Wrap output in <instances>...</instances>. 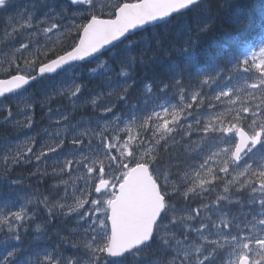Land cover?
Instances as JSON below:
<instances>
[{
  "label": "snow or ice",
  "instance_id": "1",
  "mask_svg": "<svg viewBox=\"0 0 264 264\" xmlns=\"http://www.w3.org/2000/svg\"><path fill=\"white\" fill-rule=\"evenodd\" d=\"M259 9L254 21L242 0H0V119L31 128L48 105L54 125L38 153L35 137L0 143V175L55 154L57 178L42 196L0 181V264H264ZM178 18L187 38L165 49L150 29ZM217 24L261 38L229 35L202 63L199 37ZM58 98L80 118L53 115Z\"/></svg>",
  "mask_w": 264,
  "mask_h": 264
},
{
  "label": "trees",
  "instance_id": "2",
  "mask_svg": "<svg viewBox=\"0 0 264 264\" xmlns=\"http://www.w3.org/2000/svg\"><path fill=\"white\" fill-rule=\"evenodd\" d=\"M242 2L245 6V9L249 12L251 18L254 21L258 20L260 18L259 4H260L261 0H242ZM150 31H151V34L153 36L158 37L161 41L164 42V48L165 49H169L170 45L174 46V47H179L180 44L183 43L184 38L185 39L187 38V37L180 35V33L182 31L181 18H178L177 20H173L170 24H164L161 27L152 28V29H150ZM145 35L147 38V34H145ZM229 35L230 36H241L242 38L256 39V40H259L261 38V33H260L259 29L255 28V27H250L248 25H245L238 32L236 29L231 28L227 24H224V25L217 24L211 31H209L205 34H202L199 37V43L197 46V53L200 56L201 62L202 63L206 62L210 56H217L220 53L221 47L225 43V41ZM176 58H177L176 53L171 52L170 54H166V55L161 56L158 64L162 66L165 63H167L170 59H176ZM90 87H94V86L91 85ZM53 103L58 104L61 109H64L66 111L68 110L69 113H72L71 107H69V104L67 103L66 100L62 101L60 99H57ZM38 109H39L38 106L34 109L36 120L41 118V113H42V112H39ZM14 169H17V168H14ZM28 169L30 170L29 167H28ZM19 170L23 171V169H19ZM29 170H28V172H29ZM23 173H24V171L21 172L20 174H23ZM2 176L3 175H0V177H2ZM30 179H34V175ZM37 181H39V180H37ZM40 181H41V179H40ZM35 187H36V190H35ZM33 188H34L37 196H42L44 194V192L45 193L48 192L47 190L44 191L43 187L42 188L38 187V185H35ZM43 218H44V213L40 217V219L42 220ZM30 234L32 235L31 232H29L27 235H30ZM27 235L25 236V243L26 244L28 243V241L32 237V236H28L30 238H27Z\"/></svg>",
  "mask_w": 264,
  "mask_h": 264
},
{
  "label": "rangeland",
  "instance_id": "3",
  "mask_svg": "<svg viewBox=\"0 0 264 264\" xmlns=\"http://www.w3.org/2000/svg\"><path fill=\"white\" fill-rule=\"evenodd\" d=\"M17 2L23 3V0H18ZM5 25H6V19L0 18V36L3 35V28L5 27ZM19 42H20V37H17V39L15 41L17 46H18ZM0 60H3L2 55H0ZM0 76L6 77V74L2 70H0ZM57 79L59 80V78H57ZM14 103L15 102L13 101V104ZM45 106H47L45 109H43L42 111L39 110V112H42L41 118L39 120L35 121V117L33 116V126L31 128H15L12 125H6L5 126L3 123V120H0V143L11 142V143L15 144V143L24 141L26 137H35L36 141H37L35 152L38 153L41 150V147L44 145L45 141L47 140V137L45 135L44 130L45 129H51L54 127L53 122L49 120L48 105H45ZM51 106L54 109L53 115H55V108L59 105L57 104V106L56 105L55 106L51 105ZM69 107H71V106L69 105ZM44 110H45V112H43ZM60 110L68 112L66 110H62L61 108H60ZM15 111H16V109L14 108V112ZM34 115H35V112H34ZM73 115H75V114H73ZM76 118L79 119L80 116H76ZM21 119H22V117H21ZM54 156H55V154H49L48 158L46 160H42L39 164L35 161V159H33L32 163H21L19 165H16L14 168H17V169L13 168V170L10 173V176L9 177L2 176V178H0V181H4V180H8V179H20V180H22L23 183L17 187V191H19L21 193V195L35 194L37 196V194L35 192L36 187H35V190L33 188L35 185H38V187H41V188L43 187L44 191L47 190L48 192H52V191H54V189L52 188V185L54 183H56V179H57V178H54L51 174L52 168L54 166V160H53ZM28 167L30 168V170L28 169ZM37 168H39V173H37ZM19 169H23L24 173L20 174L23 171L19 170ZM28 170H29V172H28ZM33 173H37V174L34 175V179H30L31 177H33ZM39 178L41 179V181ZM37 180H39V181H37ZM0 186H2V185H0ZM44 194H45V192H44ZM42 215H43V212L42 211L39 212V217H41ZM71 226L72 225L70 224L69 227H71ZM28 236H32V235L31 234L27 235V238H30Z\"/></svg>",
  "mask_w": 264,
  "mask_h": 264
},
{
  "label": "bare ground",
  "instance_id": "4",
  "mask_svg": "<svg viewBox=\"0 0 264 264\" xmlns=\"http://www.w3.org/2000/svg\"><path fill=\"white\" fill-rule=\"evenodd\" d=\"M170 30V29H169ZM173 30V29H172ZM168 31V30H167ZM179 40V39H178ZM182 40V39H181ZM180 43V42H179ZM178 43V44H179ZM181 45V44H180ZM198 46V45H197ZM91 86V85H90ZM38 99H42V97H39ZM47 106H44V107H40V106H38V110H40V111H42L43 109H45ZM62 110H64V109H62ZM68 111V110H67ZM43 112H45V110L43 111ZM76 116H81L83 113H79V112H77V113H74ZM15 129V128H14ZM16 130V129H15ZM14 131V130H13ZM17 132V131H16ZM20 134V133H19ZM17 135V134H16ZM13 136V135H12ZM43 193V192H42Z\"/></svg>",
  "mask_w": 264,
  "mask_h": 264
},
{
  "label": "flooded vegetation",
  "instance_id": "5",
  "mask_svg": "<svg viewBox=\"0 0 264 264\" xmlns=\"http://www.w3.org/2000/svg\"><path fill=\"white\" fill-rule=\"evenodd\" d=\"M18 1V0H17ZM3 78V77H2Z\"/></svg>",
  "mask_w": 264,
  "mask_h": 264
},
{
  "label": "water",
  "instance_id": "6",
  "mask_svg": "<svg viewBox=\"0 0 264 264\" xmlns=\"http://www.w3.org/2000/svg\"><path fill=\"white\" fill-rule=\"evenodd\" d=\"M160 23V22H159Z\"/></svg>",
  "mask_w": 264,
  "mask_h": 264
}]
</instances>
